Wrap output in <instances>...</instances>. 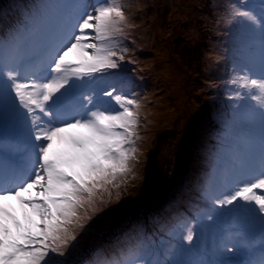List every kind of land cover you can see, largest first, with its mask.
Masks as SVG:
<instances>
[{
	"label": "snow or ice",
	"instance_id": "snow-or-ice-1",
	"mask_svg": "<svg viewBox=\"0 0 264 264\" xmlns=\"http://www.w3.org/2000/svg\"><path fill=\"white\" fill-rule=\"evenodd\" d=\"M230 8L234 102L205 206L171 240L130 231L104 260L86 262L95 249L77 235L137 160L141 103L118 90L131 84L124 4L39 0L0 38V264H264V0ZM223 229L230 243L203 246Z\"/></svg>",
	"mask_w": 264,
	"mask_h": 264
},
{
	"label": "rangeland",
	"instance_id": "rangeland-1",
	"mask_svg": "<svg viewBox=\"0 0 264 264\" xmlns=\"http://www.w3.org/2000/svg\"><path fill=\"white\" fill-rule=\"evenodd\" d=\"M38 2L0 0V38ZM122 2L131 25L122 41L129 51L121 62L131 84L122 90L130 89L141 103L138 153L126 182L110 198L104 195L106 203L90 213L77 235L82 247L95 249L83 256L86 262L104 260L105 250L118 248L130 231L157 242L171 240L172 228L194 219L206 203L203 188L216 163L220 117L234 102L228 99V81L235 23L229 13L235 0ZM221 233L228 240L227 230ZM221 241L211 237L203 246L211 250L225 244Z\"/></svg>",
	"mask_w": 264,
	"mask_h": 264
},
{
	"label": "trees",
	"instance_id": "trees-1",
	"mask_svg": "<svg viewBox=\"0 0 264 264\" xmlns=\"http://www.w3.org/2000/svg\"><path fill=\"white\" fill-rule=\"evenodd\" d=\"M119 249V247L117 248V250ZM114 254V253H111V255Z\"/></svg>",
	"mask_w": 264,
	"mask_h": 264
}]
</instances>
